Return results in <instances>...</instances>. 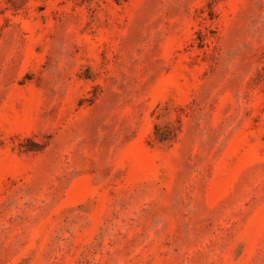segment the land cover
<instances>
[{
    "label": "rangeland",
    "instance_id": "rangeland-1",
    "mask_svg": "<svg viewBox=\"0 0 264 264\" xmlns=\"http://www.w3.org/2000/svg\"><path fill=\"white\" fill-rule=\"evenodd\" d=\"M118 1L0 0V264H264V0Z\"/></svg>",
    "mask_w": 264,
    "mask_h": 264
},
{
    "label": "trees",
    "instance_id": "trees-1",
    "mask_svg": "<svg viewBox=\"0 0 264 264\" xmlns=\"http://www.w3.org/2000/svg\"><path fill=\"white\" fill-rule=\"evenodd\" d=\"M117 2H119V1L117 0ZM156 131H157V127H156ZM165 139H168L167 136H163V137L159 138L158 141H164Z\"/></svg>",
    "mask_w": 264,
    "mask_h": 264
}]
</instances>
